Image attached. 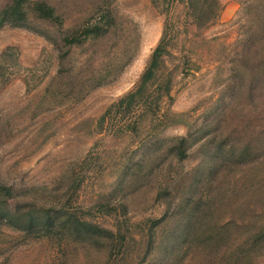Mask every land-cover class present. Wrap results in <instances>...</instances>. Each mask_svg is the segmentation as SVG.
<instances>
[{
    "label": "rangeland",
    "instance_id": "rangeland-1",
    "mask_svg": "<svg viewBox=\"0 0 264 264\" xmlns=\"http://www.w3.org/2000/svg\"><path fill=\"white\" fill-rule=\"evenodd\" d=\"M33 1L26 21L0 25V179L13 191L0 264H223L213 227L188 237L198 199L224 221L264 222V161L245 172L226 152L243 127L223 132L256 103L239 85L248 0L198 24L189 0H46L58 20Z\"/></svg>",
    "mask_w": 264,
    "mask_h": 264
},
{
    "label": "trees",
    "instance_id": "trees-1",
    "mask_svg": "<svg viewBox=\"0 0 264 264\" xmlns=\"http://www.w3.org/2000/svg\"><path fill=\"white\" fill-rule=\"evenodd\" d=\"M25 3L26 0H8L0 11V25L8 23L19 25L26 21ZM188 4L190 15L193 16L196 23H199L201 19H206L207 23L216 19L221 7L220 0H189ZM32 10L43 19L58 20L60 18L56 14V8L46 0L33 1ZM243 19V35L242 40L239 41L241 45L239 60L243 68V74L239 78V85L240 88H244L245 97L248 95L245 88L249 89V85L251 86L252 96L256 103L253 108L248 109L249 112L242 114L240 111V114L236 113L231 121L227 122L226 120L227 123L223 132L229 126L226 134L236 127H243L244 140L240 139V142L231 144L226 152H228L229 156H239L245 168L248 166H261L264 161V0H248L243 7ZM205 24V22H200V25ZM94 31L97 30H91V32L87 30L86 34H92ZM99 33L98 31L96 32V34ZM68 41L73 43L80 42L75 37ZM162 50L163 48L159 45L153 55L154 62L147 71L146 82L154 75ZM135 95L136 93H132L120 100L119 103L124 104L128 102L127 99H131ZM238 96L241 97V94ZM244 106L249 107L248 103ZM243 161H248L249 163L243 164ZM250 170V167L247 170L245 168V172L249 173ZM11 195H13L12 187L6 185L0 179V197L8 201ZM197 203L201 206L198 208V213L188 238L191 239L193 232L196 229L198 230L199 227L202 229L213 227L214 232L206 235V243L207 246L215 250V253L219 254L218 260L223 262V264H253L254 259L264 251V222L260 220L258 224L260 225L261 223V226L258 228L246 223L245 218L241 217L236 219L232 216L224 221L222 218H216L215 214L209 210L211 205L201 202L200 199L197 200ZM212 206L215 208L214 205ZM5 207L9 210L7 203ZM9 215V212L6 214L0 205V221L5 218L9 219L11 217ZM29 216H31L29 223L32 225L36 221L33 220L32 212L29 213ZM73 217L70 216L68 221L72 222L76 231L85 232L86 235L96 234V232L112 234L111 230H107L95 222L83 218L74 219ZM233 235H236V237L233 238Z\"/></svg>",
    "mask_w": 264,
    "mask_h": 264
},
{
    "label": "crops",
    "instance_id": "crops-1",
    "mask_svg": "<svg viewBox=\"0 0 264 264\" xmlns=\"http://www.w3.org/2000/svg\"><path fill=\"white\" fill-rule=\"evenodd\" d=\"M242 0H220V12L218 21H223L233 16V12L238 10Z\"/></svg>",
    "mask_w": 264,
    "mask_h": 264
}]
</instances>
